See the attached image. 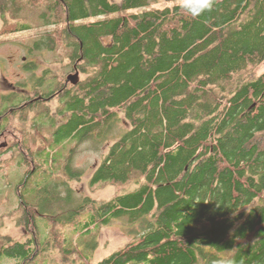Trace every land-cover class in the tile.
I'll use <instances>...</instances> for the list:
<instances>
[{"label":"trees","instance_id":"obj_1","mask_svg":"<svg viewBox=\"0 0 264 264\" xmlns=\"http://www.w3.org/2000/svg\"><path fill=\"white\" fill-rule=\"evenodd\" d=\"M149 4L0 3L1 16L12 11L15 17L3 25L5 34L30 29L19 15L41 9L43 23L58 27L41 34L29 51L67 48V58L85 75L69 89L47 87L42 93L43 79L35 85L40 86L35 94L59 95L55 115L48 109L41 115L54 128L50 148L93 136L98 142L111 134L122 114L128 128L112 142L90 184L137 180L132 190L108 200L81 199L70 215L50 219L46 235L37 228L35 206L17 188L20 200L7 218L24 226L25 239L0 235V264L6 256L17 259L13 264H221L232 254L235 264H264V71L233 80L264 61V0H214L210 11L195 18L179 4L148 9ZM140 8L146 9L126 13ZM2 100L7 148L18 149L31 167L24 183L38 164L33 150L24 146V126H14L12 119H26L24 109L37 103L19 107L21 98L14 93ZM37 123L33 118V133L47 139ZM44 145L36 155L49 162L51 151ZM70 152L63 174H72L74 149ZM80 216L82 235L123 218L129 225L138 223L139 230L94 263L88 250L94 242L82 250L63 232Z\"/></svg>","mask_w":264,"mask_h":264},{"label":"rangeland","instance_id":"obj_2","mask_svg":"<svg viewBox=\"0 0 264 264\" xmlns=\"http://www.w3.org/2000/svg\"><path fill=\"white\" fill-rule=\"evenodd\" d=\"M3 1L0 0V3ZM175 4H180V0H150L147 8H163ZM145 9H132L126 13L141 12ZM39 10L38 12H40ZM38 12L25 9L19 15V20L21 23L29 24L31 28L8 34L2 33L3 25L13 21L15 17L12 16V11H8L3 16L0 15V107L6 105V102L2 104L4 95L14 93L23 101L25 97H28L27 94L23 93L24 89L32 91L30 93L32 99L39 96L40 94H35V91H33L35 88L40 89V86L35 87L39 79H43L42 82H44L41 85L42 91L40 90L42 93H44L43 88L47 89V87L65 86L69 89L72 86L71 82L65 85L66 77L68 74L75 72L73 65L77 66L76 63H71L67 58L70 53L67 48L58 46L54 51L43 49L39 52H30L28 49V46L38 39L41 34L55 31L58 27L56 25H45L39 18ZM78 71L80 72V69ZM263 71L264 61L258 65L249 66L243 72L235 75L233 80L253 79ZM83 77L85 75L79 73V79ZM39 101L41 100L33 101V103H37L34 107L24 109L23 113L26 119L19 120V115L12 119L14 126L19 124L24 126L25 131L22 137L24 146L33 150L38 164V168L25 178L24 183L23 179L27 169L31 168L30 165L22 162L23 155L18 149L7 148L9 143L8 138L5 136L2 141L6 142V145L0 147V221L5 222L4 227L0 228V235L8 234L21 240L25 239L26 229L24 226H17L14 217L11 221L7 218V214L13 211L19 203L20 198L19 191H16L17 188L20 189L24 200L35 206L37 210L35 212L37 228L42 235H46L50 219L56 216L59 217L63 213L65 216L70 215L81 199L108 200L115 194L130 191L137 186L135 177L125 185L109 184L108 182L90 184L94 169L107 154L112 142L128 128L122 114L119 113L120 117L112 126L111 134H107L105 138L100 139L98 142L95 140L96 137L93 136V138H88L80 143L75 140H66L60 145H53L50 148V145L54 144L52 134L54 128L49 123V117L41 115L45 109L49 110L50 115H55L60 104L59 95H56L52 100ZM30 109L33 110L30 111ZM33 118L38 122L36 125L42 129L40 136H46L47 139H40L39 136L36 137L37 134L33 133ZM62 119V117H57L58 122ZM6 122L8 120H3L2 124ZM46 143L48 144V150L51 151L49 162H44L41 155H36V153L42 152ZM71 149H74L71 162H69L72 174L70 175L68 172L63 174L62 170L67 157L70 156ZM69 176H72V178H69ZM56 191H58V195L55 193ZM74 216L71 217L74 219ZM83 218L84 216L75 218L74 223L76 225L66 224L63 232L67 235L72 246H79L82 250L86 247L85 243L94 242L93 249L88 248L94 263L108 256L117 248L124 246L134 237L133 230H139L138 223L129 225L127 220L123 218L107 226L94 228L82 235L80 233ZM16 260L6 256L2 258L1 264H13Z\"/></svg>","mask_w":264,"mask_h":264},{"label":"clouds","instance_id":"obj_3","mask_svg":"<svg viewBox=\"0 0 264 264\" xmlns=\"http://www.w3.org/2000/svg\"><path fill=\"white\" fill-rule=\"evenodd\" d=\"M214 5V0H180L179 7L191 17H198L206 11H210ZM232 254L224 258L221 264H235Z\"/></svg>","mask_w":264,"mask_h":264},{"label":"flooded vegetation","instance_id":"obj_4","mask_svg":"<svg viewBox=\"0 0 264 264\" xmlns=\"http://www.w3.org/2000/svg\"><path fill=\"white\" fill-rule=\"evenodd\" d=\"M73 68H75V64L73 65ZM77 68V67H76ZM78 69V68H77ZM69 82H65V85H67ZM34 91V90H33ZM24 94H27L28 97H25V99L23 101H21L19 107H22V106H25V105H30L33 103V101H38V100H45V101H48V100H52L53 98H55V96H42L41 94L39 96H36L35 98H30V93H32L31 90H25L24 89ZM11 110V109H10ZM1 121H2V116L0 115V143H6V142H3L2 140H4V134H5V131L1 128Z\"/></svg>","mask_w":264,"mask_h":264},{"label":"water","instance_id":"obj_5","mask_svg":"<svg viewBox=\"0 0 264 264\" xmlns=\"http://www.w3.org/2000/svg\"><path fill=\"white\" fill-rule=\"evenodd\" d=\"M79 81V71L78 69L75 67V72L68 74V76L66 77V82H71L72 84H77ZM6 143L0 144V147L5 146Z\"/></svg>","mask_w":264,"mask_h":264}]
</instances>
